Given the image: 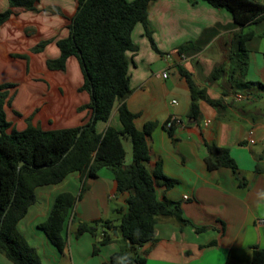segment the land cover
I'll return each mask as SVG.
<instances>
[{"label": "crops", "instance_id": "1", "mask_svg": "<svg viewBox=\"0 0 264 264\" xmlns=\"http://www.w3.org/2000/svg\"><path fill=\"white\" fill-rule=\"evenodd\" d=\"M252 1L264 5V0ZM76 6L74 0H38L36 10L14 7L0 24V83L20 82L9 101L19 112L12 128L22 130L27 120L43 129L74 127L89 118L90 110L80 108L88 103L89 95L79 90L82 74L76 57L69 56L63 70L47 66L48 59L59 55L56 40L68 35ZM8 7V0H0V11ZM147 17L159 52L149 46L137 23L131 32L137 51L128 66L130 93L124 102L137 114L136 128L155 122L146 138V167L150 172L158 167L162 175L173 180L165 186L162 179L155 178L156 197L177 203L182 218L189 222L180 227L173 217H158L154 240L138 251L145 258L144 264H249L252 249L264 248V227L257 223L264 217V86L249 83L264 85V17L242 28L224 27L232 22L230 13L203 0H150ZM216 24L220 26L198 51L177 52L178 45L198 40L203 29ZM239 35L245 37L242 73L231 60ZM42 41H47L43 48L33 51ZM159 58L162 66L152 68L150 63ZM218 66L221 71L212 79ZM179 67L191 75L207 97L219 100L221 105L215 108L199 99V119L188 117L190 92ZM164 70L166 77L161 76ZM177 94L178 100L172 97ZM117 107L115 102L107 121L96 122L98 133L107 125L121 127ZM172 117L179 122L169 135L165 122ZM122 144L128 164L131 142L123 139ZM210 144L228 149L239 177L226 166L206 168L204 157ZM79 188L77 171L68 173L59 183L37 186L34 204L17 222L42 264H103L119 249L113 230V240L99 245L97 253L92 254L93 243L101 236L93 237L88 232L75 236L77 224H72L71 215L62 252L37 226L47 218L58 193L75 195ZM125 197V193H116L112 172L101 167L95 178L85 181L84 195L75 210L81 221L110 219L117 223L126 211ZM112 199L114 205L109 204ZM200 227L204 228L196 229ZM0 264L13 263L0 253Z\"/></svg>", "mask_w": 264, "mask_h": 264}, {"label": "trees", "instance_id": "2", "mask_svg": "<svg viewBox=\"0 0 264 264\" xmlns=\"http://www.w3.org/2000/svg\"><path fill=\"white\" fill-rule=\"evenodd\" d=\"M74 1L77 6L68 25V35L56 40L59 55L48 59L47 66L63 70L66 59L69 56L76 57L82 74L79 90L89 95L88 103L80 108H88L90 116L87 121L74 127L43 129L27 121L25 128L16 130L11 127L3 111L7 93L1 89L9 84H0V252L13 264H42L35 247L18 230L17 222L34 204V189L37 186L59 183L68 173L77 171L80 175L78 194L68 191L58 193L47 218L37 224L57 250L62 252L66 244V224L76 199L85 187V181L96 177L101 167H106L112 172L116 193L126 194V211L117 223L110 219L95 223L79 222L75 236L83 232L93 237L101 236V240L93 243L92 254H95L99 245L113 240L115 230L119 249L103 264H144L145 258L138 248L154 240V226L158 217H173L180 227L189 222L182 218L177 203L156 197L155 178L162 179L165 186H170L173 180L162 175L158 167L153 172L146 167L149 159L146 138L154 129L155 122L148 121L141 129L136 128L134 119L137 114L129 111L124 102L130 93L128 66L137 51L131 39V32L137 23L141 24L143 35L151 48L159 52L147 17L150 0ZM190 1L195 3L198 0ZM203 1L230 13L232 22L222 25L224 27L242 28L264 17V5L252 0ZM37 2L8 0L9 7L0 11V24L13 13L14 7L36 10ZM218 26L220 24L203 29L201 38L178 45L177 52L198 51ZM244 38L239 35L231 57L240 73L246 64L245 48L242 46ZM46 42L38 43L33 51L42 49ZM221 68L218 66L213 69L212 79L216 78ZM178 70L190 92L188 117L199 119V99H204L215 108L221 105L219 100L207 97L204 89L195 84L185 69L179 67ZM249 83L264 86L260 82ZM115 102H118L117 117L121 127L117 129L107 125L102 133H98L96 122L109 119ZM166 130L172 135L173 126ZM123 139L131 142L132 156L128 164L125 163ZM207 149L204 162L208 170L226 166L239 177L237 166L227 148L210 144ZM19 161L22 164L18 167ZM249 264H264V248L252 249Z\"/></svg>", "mask_w": 264, "mask_h": 264}, {"label": "rangeland", "instance_id": "3", "mask_svg": "<svg viewBox=\"0 0 264 264\" xmlns=\"http://www.w3.org/2000/svg\"><path fill=\"white\" fill-rule=\"evenodd\" d=\"M48 9H50V7L48 8ZM148 43H149V41H148ZM149 46L151 47V45H150V43H149ZM170 48L168 49V51L170 52ZM154 51V50H153ZM160 56L162 55V54H160V53H158ZM19 57H21V56H19ZM53 59V58H52ZM154 61V60H153ZM161 61V62H160ZM162 60H161V58H159V59H157L156 61H154V63L152 62V63H150V66H152V68H155L156 66H157V64H158V66L160 65V66H162ZM165 70H167V68L165 69ZM9 85H5L1 90L2 91H6V100H5V102H4V105H3V111H4V113H5V116H6V119L11 123V127H13V125H15V121H14V119L16 120V118H17V116H18V114H19V112H18V110L17 109H12V107L9 105V101H10V99L12 98V96H14V94H15V89H17L18 87V85H19V83L20 82H18V81H11V82H7ZM0 84H3V83H0ZM179 94H177V95H172V97L173 98H175L176 100H178L179 99V96H178ZM169 98L170 97H168V100H169ZM26 110H29V108L28 109H26ZM35 110V108L34 109H32V111H34ZM28 121V120H27ZM95 178V177H94ZM79 190V189H78ZM84 192H85V187H84V189H83V191H82V193H81V195H80V197L79 198H77L76 199V201H75V203H74V206H73V209H72V211H71V217H72V224H77V223H79V222H87V223H95V222H97V221H101L100 219H95V220H89V221H81L80 219L81 218H79V216L77 215V213H76V210H75V204L77 203V201L78 200H80L82 197H83V195H84ZM78 194V192L75 194V195H77ZM114 203H115V199H112V200H110L109 201V204L110 205H114ZM1 253V252H0ZM2 254V253H1ZM3 255V254H2ZM12 263V262H11Z\"/></svg>", "mask_w": 264, "mask_h": 264}, {"label": "built area", "instance_id": "4", "mask_svg": "<svg viewBox=\"0 0 264 264\" xmlns=\"http://www.w3.org/2000/svg\"><path fill=\"white\" fill-rule=\"evenodd\" d=\"M166 75H167V73H166L165 70L161 72V76H162V77H166ZM171 102H172V103H175V100H172ZM178 122H179V119H178L177 117L169 118V119L165 122V127H166V128H167V127H171V126L175 125V124L178 123ZM185 197H186V196H185ZM257 223H258L260 226L264 227V217L257 219Z\"/></svg>", "mask_w": 264, "mask_h": 264}, {"label": "water", "instance_id": "5", "mask_svg": "<svg viewBox=\"0 0 264 264\" xmlns=\"http://www.w3.org/2000/svg\"><path fill=\"white\" fill-rule=\"evenodd\" d=\"M22 164V161H19L18 167Z\"/></svg>", "mask_w": 264, "mask_h": 264}]
</instances>
